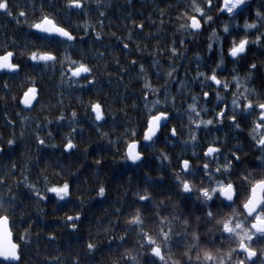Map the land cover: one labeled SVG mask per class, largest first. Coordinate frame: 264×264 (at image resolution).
Here are the masks:
<instances>
[{
	"label": "snow or ice",
	"instance_id": "6c2138e0",
	"mask_svg": "<svg viewBox=\"0 0 264 264\" xmlns=\"http://www.w3.org/2000/svg\"><path fill=\"white\" fill-rule=\"evenodd\" d=\"M132 2L127 0L130 6ZM46 3L47 0H41L39 7L27 2L10 6V0H0V15L29 29L23 44L15 37L9 40L7 33L4 43L0 44V74L10 77L20 89L18 95L0 96L5 109L9 99L17 107L22 105L29 111L42 105L40 81L31 75H22L26 65L20 57L25 58L33 71L41 66L58 71V87L69 96L77 92L82 94L77 99L97 134L116 148L124 164L140 169L144 177L135 182L134 187L124 190L126 198L123 201H117L120 207L114 209V215L124 217L123 224L119 219H109L107 226L98 224L95 235L89 232L88 238L80 241L84 255H94L100 250V240L105 239L109 245H116L108 249L111 253L108 264H264V52L258 57L253 50V47L257 51L264 49V0H259L254 9L250 0H178L175 3L160 0L154 8L156 19L152 18L153 14L141 13L138 23L132 12L123 17L127 21L123 24L127 36L104 33L107 13L102 9L108 6L106 0H95V9L90 7L91 0L88 3L65 0L66 12L88 15L94 10L101 17L95 25L86 20L75 24L71 30L65 26V23H72L71 17L64 23L58 21L44 11ZM28 8L32 15L37 11L40 15L30 19L25 10ZM145 21L155 32L145 30ZM168 27L172 28L171 36L164 35ZM206 33V52L210 58L217 56L218 60L205 61L201 53L196 52L193 74L186 66L191 63L188 45L195 44L196 37ZM89 37L93 44H103L106 38H114L125 53L131 55L134 49L136 53L151 56L149 67L137 59H130V67H125L115 57L117 75L107 74L110 84L113 79L123 83L125 77L141 84L139 94L133 93L136 99L130 104L140 118L135 125L128 121L130 126L124 128L122 135L104 131L103 126L110 117L114 124L117 112L127 117L124 109L114 112L99 99L83 100L85 95L100 93L99 69L91 61L104 59L109 49L105 45L104 52L96 49L88 56L81 45ZM163 40L167 43H162ZM143 41H155L152 50ZM73 54L79 58H74ZM226 56L233 64L228 75L223 74ZM104 67L107 70L108 65ZM182 68L184 76L181 79ZM154 80L163 83L157 84ZM173 85H178L175 91ZM0 87L11 92L7 80ZM127 88L125 85V92ZM197 88L199 92L195 91ZM57 95L54 107L63 109L64 92ZM129 99L117 97L124 103ZM16 116L22 129L19 135L15 131L18 121L7 110L3 112L4 126L10 133L5 136L0 132V156L14 151L25 136L29 116L22 112H16ZM65 120L69 131L60 135L59 144L49 143L56 139L51 126ZM225 125L231 135L228 132L223 137L214 134ZM83 132L73 108L70 117L61 111L54 118L37 120L29 134L37 151L62 147V154L70 156L79 151L78 137ZM161 143L165 147L157 151ZM177 147L180 151L175 158L165 150ZM149 150L158 162L156 168L146 165ZM250 152L255 153L252 158H249ZM83 155L86 161L87 147ZM24 156L26 162L20 165L11 158L7 164L0 163V264H24L27 246L33 242L31 226L21 233L13 230L17 227L14 217L18 210L14 189L27 188L37 204L53 200L57 205L64 202V207L80 209L73 214L65 212L61 217V226L74 234L79 233L84 215V195L73 198L75 186L72 182H53L41 169L39 175L44 187L38 188L30 181L29 164L35 163L33 157L27 152ZM100 156L94 161L96 166L104 163L103 154ZM47 167H59L57 175L73 174L59 163ZM152 171L158 175L153 177ZM18 173L22 178H17ZM128 184L133 185V181L129 179ZM4 189H7V196ZM93 191L97 198L107 197L108 189L99 181V172ZM150 225L155 228L150 230ZM117 227L123 229L119 235L114 234ZM132 234L137 237L134 242L130 240ZM47 239L55 243L56 232L51 231ZM55 251L59 252V248ZM42 264H82L81 253L75 251L68 257L50 255Z\"/></svg>",
	"mask_w": 264,
	"mask_h": 264
},
{
	"label": "trees",
	"instance_id": "16d2710c",
	"mask_svg": "<svg viewBox=\"0 0 264 264\" xmlns=\"http://www.w3.org/2000/svg\"><path fill=\"white\" fill-rule=\"evenodd\" d=\"M35 3L37 7L41 3V0H10V6L15 5L17 3ZM86 3L89 0H85ZM160 0H133L131 6L127 3V0H106V4L108 5L105 9L107 18H104L105 28L104 33L110 35L112 32H116L118 35L127 36V32L125 31L123 24L127 23V21L123 20V17L127 15V13L132 12L134 17L137 19V22H140L141 16L143 13L145 15L153 14L154 8ZM170 2L175 3L178 0H170ZM259 0H250L251 6L254 9ZM65 0H47L45 4L44 11L54 15L56 19L62 23L65 22L67 17H71L72 23H65L66 27L69 29H73L75 24L83 23L84 21H89L93 25L96 24L98 19L101 17L93 10L88 15H81L78 11L66 12L64 11ZM164 5L161 4V7ZM90 7L95 9V0H91ZM14 11H18L19 9H13ZM29 13L30 19L37 18L40 13L36 12L35 15H32L31 9H25ZM248 11L247 9L245 10ZM254 17V12L252 13ZM153 19H156V16L152 15ZM227 17H225L226 19ZM242 23V21H241ZM146 31L155 32V28H148L147 21ZM174 26V25H173ZM29 32V29L26 26H17L15 22L6 16L0 15V44L5 41V34L7 33V38L11 40L13 37L17 39L20 44L25 42L27 38L26 34ZM83 33L81 32L80 35ZM164 35L171 36L173 35L172 28L168 27L165 29ZM176 35H179L178 33ZM207 33L204 36L196 37L195 44H189V52L187 53L189 61L191 63H186V66L192 69L193 74L195 73V53L200 52L204 57L205 61L218 60L217 56H212L210 58L209 53L206 52V43ZM34 39V38H33ZM162 43H167L166 40L161 41ZM39 44V41H36ZM142 43H148L147 41H143ZM155 41L152 43H148L149 50H152ZM108 45V52L105 53V58L100 60H92L91 63L98 66L97 72V80L98 87L100 88V93L93 96L91 93L89 95L83 96L84 101H88L89 99L96 100L99 99L106 105H108L112 111L117 112L119 109H124L128 116L125 117L123 113L117 112L115 117V123L113 124V120L111 117L108 119L107 124L103 126L104 131L113 132L115 131L118 134H123L124 128L129 127L128 121H131L132 125L138 123L139 114L130 107V104L133 100L136 99V96L133 95L139 94L141 89V84L137 83L136 80L129 79L125 77L123 83H118L115 79H113L110 84L107 79V74L111 73L113 77L117 75L116 67L114 64V58L118 57L121 63L125 67H130L128 61L130 59H137L140 62L145 63L146 67L150 66L151 56L148 53L139 54L136 53L133 49L132 54L125 53L121 51L117 42L114 38L108 39L106 38L103 41V44L96 43L93 44L91 42V38H86V42L81 45L84 48V51L88 53V56L94 54V50L99 49V51L104 52V46ZM23 50V49H21ZM253 50L256 52V55L259 57L261 52H264V49H260L257 51L255 47ZM74 55V58H79ZM88 56H85L84 59H88ZM164 60L167 59L165 56ZM226 59V67L223 72L224 75H228L233 64L231 61L225 57ZM21 61L25 62V72L22 75H31L40 81V87L43 89L42 93V105H36L34 110H26L23 109V106L17 107L16 104L9 99L7 101L8 107L5 109L4 101L0 100V132H2L5 136L9 135L10 129L4 126V117L3 112L7 110L13 119L17 120L18 123L16 125L15 131L17 135H19L21 129L19 117L16 116V112H22L23 115L29 116L30 122L28 123L25 131V136L18 141L17 146L14 151L6 153L4 156H0V163L7 164L9 162V158L15 160L18 165L26 162L24 153L27 152L29 155L33 157L35 163L29 164L31 168L30 173V181L35 183L38 188H43L42 176L39 175L41 169L44 170V174H46L49 180L53 182H62L63 180H69L75 186V190L73 191V198L84 195L85 204L83 207V218L80 224L79 233H72L66 227L61 226V217L68 212L69 214H73L74 211L80 210L78 208H67L64 207V202H60L59 205L55 204L53 200L48 202L37 204L35 201L31 199V192L21 186L18 189H14L18 199L16 202L17 212L15 214V223L17 225L14 228L15 233H21L25 229H29L32 232V240L33 242L27 246L25 251V260L24 264H42V261L47 259L50 255H60L63 254L65 257L72 256L75 254V251H79L81 253L82 264H108L109 257L111 253L108 251L109 247L114 248L116 245L113 243L109 245L108 241L105 239L100 240V250L97 251L94 255H84V248L80 241L86 240L88 238L89 232L93 235L96 234V229L98 224L107 226V221L109 219L115 221L119 219L120 223L123 224L124 217H116L114 215V209L120 207V204L117 201H123L125 197V189H130L134 187L135 182L142 181L143 175L140 169L131 168L129 165L124 164L121 161V155L116 152V148L108 145L105 141H103L100 136L97 134L95 130V126L92 121L85 114L84 107L81 105L80 100L77 99L78 96L82 94L77 92L73 93L71 96L64 90L59 88L60 84V76L58 71H52L45 67H38L34 71L33 69L27 65V62L24 57H20ZM108 65L107 70H105V65ZM167 64H165V68ZM203 70V69H202ZM243 71V69L241 70ZM179 76L182 79L184 76V69L182 68L179 72ZM7 80L11 89V92H6L0 87V96H10V95H18L19 87L16 82H14L10 77L4 76L0 74V85H2L3 81ZM157 84H162L163 81H155ZM128 85L127 92L124 90V86ZM173 91L178 87V85H173ZM196 92H199V89H195ZM64 92V103L65 107L63 109L59 107H54L57 103L58 93ZM51 94V95H50ZM127 96L130 99L127 103L120 102L117 100V97ZM215 103V102H214ZM211 107V105H209ZM75 109L78 113V119L80 120L84 132L78 137L79 140V151L72 155H64L62 154V147L53 149V148H40L37 151L36 143L32 138V135L29 134L31 129L35 126V122L37 120L43 121L45 117L51 119L55 116L59 115L61 111H64L66 117H70V112L72 109ZM68 121L65 120L60 125L53 124L52 130L54 134H56V139L54 141H49V143H60V135L62 133H67L69 131ZM179 128V125H178ZM228 132L231 135L227 125L224 128L219 129L216 135L224 136V133ZM41 135H45L44 132H41ZM113 139H116V136L113 135ZM186 138V137H185ZM230 143H234V141H230ZM88 148L89 156L85 161L83 152L85 148ZM121 149V153L123 152V144L119 145ZM165 147L163 143L157 145V151ZM166 151H169L170 155L175 158V155L180 151V148H165ZM199 151V149H197ZM103 154L104 163L101 166H96L94 164L95 159L101 158L100 154ZM146 155L149 156L148 161H146V165L150 168H156L158 166V162L155 160V156L152 154L151 150L146 152ZM190 155V152L188 153ZM255 153H249V158H252ZM59 163L63 165L66 170H69L73 174L69 175H57L60 172L59 167H47V165H55ZM99 172V181L104 183L107 186L108 192L107 197L104 199H100L96 197L95 191L93 189L97 186V173ZM152 176L156 177L158 173L156 171H152ZM17 178H22L19 173L17 174ZM131 179L133 181V185L128 184V180ZM167 179V178H166ZM86 182V183H85ZM5 196L8 195L7 189H4ZM43 209V212H41ZM55 226V227H53ZM155 225H150V230L154 229ZM51 231H55L57 234V240L55 243H51L47 237ZM123 231L122 228L117 227L115 235H119ZM100 236L103 237L104 233L101 232ZM137 237L132 234L130 235V240L135 241ZM59 248V252H56L55 249ZM75 250V251H74ZM39 253V255H37Z\"/></svg>",
	"mask_w": 264,
	"mask_h": 264
}]
</instances>
